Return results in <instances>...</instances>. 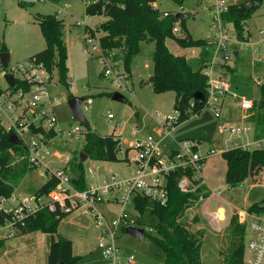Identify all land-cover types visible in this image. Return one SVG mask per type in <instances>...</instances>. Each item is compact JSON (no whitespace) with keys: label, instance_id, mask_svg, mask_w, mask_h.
<instances>
[{"label":"rangeland","instance_id":"374dc122","mask_svg":"<svg viewBox=\"0 0 264 264\" xmlns=\"http://www.w3.org/2000/svg\"><path fill=\"white\" fill-rule=\"evenodd\" d=\"M244 2V0H230V3ZM160 10L170 12H182L184 18L177 23L181 31L180 36L190 34L194 39H206L212 32V10L208 8L209 0H184L180 5L174 0H157ZM61 9V11H60ZM64 9V10H63ZM54 14L63 19L65 23L64 41L68 50V85L61 83L58 73H55V81L51 90L55 98H61L56 104L55 110L59 124L68 128L75 124L84 125L94 129L98 134L105 136L111 134L115 124L122 121L125 124L122 131L123 144L136 139L146 138L150 133L157 136L159 123L164 115L177 116L174 108L175 92L167 91L156 93L150 82V76L154 70L153 52L154 42H142L140 52L131 61V71L125 69L124 61L120 68L128 73V86L131 92L121 90L128 98L127 101L116 100L112 97L116 88L111 78L102 73V62L94 53L88 55L83 51L85 27L76 23L87 16L85 0H0V83L5 84L1 54L2 46L10 53V64L25 61L34 53L46 46L37 17L40 15ZM103 16H92L91 23L97 27L98 22L104 20ZM247 24L255 40H259L260 51L245 50L247 60L239 65V70L228 75L231 82V93L227 94L223 104L221 115L217 116L211 106L205 105L201 111L192 113L190 118L175 126L170 137L163 140V146L175 145L176 140L183 138H202V148L207 150L214 147L218 153L210 156L203 164V172L212 174L215 178L216 189H220L218 196L208 198L204 203L195 206L193 215L189 216V227L196 231H205L202 256L206 264H218L221 262L222 251L227 250L230 244L229 223L234 213V207H245L264 198V183L252 184L250 180L244 181L237 189H230L225 178L226 159L220 150L233 144H224V134L220 131L224 124L246 125L250 123L246 111L242 108L241 97H248L257 103L264 97L262 87L264 85V35L260 29L264 27V2L257 7L256 11ZM102 35V32H99ZM170 49L181 55L189 57L194 68L199 66V57L210 56L202 46L183 47L175 39L169 38ZM244 50V49H243ZM262 57V63L257 69V61L253 58ZM203 58V57H201ZM54 72L55 69H54ZM233 92L237 93L236 96ZM82 96L88 101V109H83L86 122L79 121L68 103L69 96ZM253 101V102H255ZM85 101H83L84 104ZM112 111L115 115L113 123L106 121L107 114ZM160 112V115H157ZM247 118V119H246ZM250 137L253 135L250 133ZM175 140V141H174ZM170 144V145H169ZM81 144L72 147L73 151L79 149ZM117 161H103L86 158L85 170L87 180L90 183L99 182L112 174V172H127L129 167L122 160V153L118 154ZM223 157V158H222ZM93 171L90 172L89 167ZM47 181L46 174L40 169H30L19 181L18 194L35 192ZM218 207H224L225 220L222 221L220 230L213 227L203 215L204 211H214ZM108 217H117L120 205L116 202L102 204ZM85 213L80 215L78 213ZM194 214L198 215V221L193 220ZM77 216V218H75ZM92 213H86L84 208H79L67 214L61 220V229L71 232L72 236L79 232L86 235L85 239L75 243V253L83 256L80 264H113L111 259L103 256L98 247V235L92 226ZM129 219L137 221L148 228L157 222L149 212L141 214L134 205H129ZM75 223L83 224L80 231ZM138 225V224H137ZM75 231V233H74ZM42 231H31L8 238L0 251V264H46L49 247L42 239ZM117 243L124 254L135 255L138 260L146 264H164L163 250L153 243L147 236L135 237L125 230L121 231ZM249 254L245 253V264L248 263Z\"/></svg>","mask_w":264,"mask_h":264},{"label":"built area","instance_id":"2783aa9c","mask_svg":"<svg viewBox=\"0 0 264 264\" xmlns=\"http://www.w3.org/2000/svg\"><path fill=\"white\" fill-rule=\"evenodd\" d=\"M90 2L91 0H85L86 7ZM230 4V0H209L208 6L213 14V32L206 38V50L210 56L202 65V72L207 77V95L204 103L211 106L217 116L222 113L224 96L231 93L227 69L237 53L241 49H250L256 53L260 51L248 24L246 37L240 38L234 24L224 20V13ZM153 5L158 7L157 1ZM170 14L168 10L163 12L164 16ZM91 18L92 15L88 14L84 19L79 18L76 21L84 26L86 31L83 51L88 55L97 53L102 62V73L112 79L116 91L131 92L128 86L129 75L120 68L122 57L118 56L116 51L102 46V35L91 23ZM181 30L176 22L173 31L177 34ZM260 33L264 35V27L260 29ZM258 60H262V57ZM2 73L5 84L0 83V129L10 135H16V143L26 149L29 166L42 170L47 176V181H54V187L47 192L35 191L28 194H18L16 188L11 195H0V217L3 219L0 222V232L5 233V238L16 236L27 219L42 210L60 216L83 207L86 213L94 215V224L99 231L98 247L105 258L111 259L113 264H146L133 254L126 256L117 243L121 231H126L127 226L144 227L129 219V205L132 204L136 208V198L139 195L147 196L161 204L167 203L169 177L178 170L182 174L177 185L182 192H193L200 185L207 186L203 164L218 151L215 148L203 151L201 141L190 138L177 140L172 149L163 146L164 138L171 135L180 119L179 110H176L177 116L162 115V121L158 122L162 136L150 133L146 138L125 144L122 142L125 124L118 121L111 134L117 141L119 153H122V160L129 170L125 173L112 172L99 182H88L87 188H79L73 182L72 147L81 144L85 135L95 130L86 128L82 123L68 128L60 126L55 107L61 98H55L51 90L57 85L55 72L43 62L29 58L15 64L9 63L7 67L2 66ZM8 73L13 75L12 83L5 76ZM233 95L236 96L237 93L233 92ZM83 101L85 102H82V110H86L88 101ZM194 104L191 103L192 106ZM253 104L251 98L241 97L242 108L249 110ZM187 113L192 114V111ZM160 114L157 112V115ZM114 119V113L109 111L106 121L113 123ZM251 129L249 124L222 125L220 131L225 136V143L233 144L225 150L234 147L264 148V136L252 140L244 138ZM89 169L90 172L93 171L92 166ZM219 192L220 189H211L208 196L200 197L199 203L218 196ZM107 201L120 205L117 217H108L102 209V204ZM249 207H240L232 215L236 213L239 221L246 224L248 263L264 264V211H250ZM203 215L214 228L220 230L226 211L224 207H218L214 211H204ZM144 228V235L155 231L152 225Z\"/></svg>","mask_w":264,"mask_h":264},{"label":"trees","instance_id":"16d2710c","mask_svg":"<svg viewBox=\"0 0 264 264\" xmlns=\"http://www.w3.org/2000/svg\"><path fill=\"white\" fill-rule=\"evenodd\" d=\"M155 1L157 0H91L86 12L92 16L105 17L97 24L98 31L102 32V46L116 51L129 72L131 61L140 52L142 42H154V70L150 82L156 93L175 92L174 108L180 111L178 125L190 118L188 111L197 113L204 108L205 103L200 104L194 94L201 91L207 95V77L202 72L203 64L194 68L189 57L174 53L167 41L172 38L183 47L202 46L206 49V39H194L190 34L177 35L173 27L180 19L173 12L164 16V11L153 5ZM174 1L180 5L184 2ZM263 2L264 0H253L250 9L244 7V2L231 3L224 13V20L232 22L238 36L245 38L247 21ZM37 19L46 46L30 58L43 62L52 70L55 69L61 83L68 85L70 81L67 79L68 50L63 37L64 21L54 14L40 15ZM1 50L6 51V47L3 45ZM262 88L264 94V87ZM263 100L264 97L258 103L254 102L248 119L260 126L264 132ZM192 102L195 103L193 106ZM9 137L10 133L0 129V195H11L20 179L30 169H34L28 164L25 147L11 142ZM119 151L112 134L102 136L96 131L88 132L79 149L73 151L71 166L74 184L82 189L88 186L85 161L82 160L81 153L94 160L117 161ZM222 155L227 162L226 182L232 190L237 189L250 176L252 170L257 171L258 166L264 167V148L234 147L225 150ZM181 174L178 170L169 177L167 203L161 204L147 196L139 195L136 198V208L141 214L149 212L152 218L157 219V222L152 224L155 231L147 232L145 236L163 250L164 264H206L202 256L205 231L192 230L189 227V219L185 224L182 219L188 209H195V206L200 204L202 195L208 196L209 189L206 185H200L193 192H182L177 185ZM53 187L54 181L48 180L36 192H47ZM249 210L264 211V198L251 204ZM66 215L57 216L48 210H42L28 218L21 227L19 234L42 231L51 235L46 264H80L83 261V256L74 254L72 240L58 233L60 222ZM192 218L195 222L198 221L197 214ZM2 221L0 217V222ZM228 231L230 244L227 250L221 252L223 257L218 264H245L247 227L239 221L236 213L230 219ZM3 246L4 240H0V250Z\"/></svg>","mask_w":264,"mask_h":264},{"label":"crops","instance_id":"0c3cea01","mask_svg":"<svg viewBox=\"0 0 264 264\" xmlns=\"http://www.w3.org/2000/svg\"><path fill=\"white\" fill-rule=\"evenodd\" d=\"M99 23V22H98ZM64 28H65V23H64ZM85 38V37H84ZM255 41H257V42H259V40H255ZM258 44V43H257ZM41 51V50H40ZM39 52V51H38ZM37 53V52H36ZM35 54V53H34ZM33 54V55H34ZM31 56H29V58H30ZM201 57H203V58H201ZM201 57H199V64H203L204 63V60H206L207 58L206 57H204V56H202L201 55ZM28 58V59H29ZM27 59V60H28ZM251 59L253 60H255V61H257V65H255L254 66V68L255 69H257V67H260L261 65H259L260 63H262V60H258V58L256 59V58H253V57H251ZM202 60V61H201ZM245 60H247V57H246V55H245V50H240L238 53H237V55H236V57H235V59L233 60V62L231 63V65L228 67V75L230 74V73H234L235 71H238L239 70V65L241 64V65H243L244 64V62H245ZM69 80H72V79H69ZM231 83V82H230ZM231 87H232V85H231ZM263 87H264V85H263ZM227 94H229V93H227ZM227 94L224 96V102H225V98H226V96H227ZM253 100V99H252ZM253 101H255V100H253ZM224 102H223V104H224ZM223 108V107H222ZM244 109V108H243ZM244 110H246L247 111V109H244ZM248 111H251V109H249ZM249 115H250V113H247L246 114V116H248L249 117ZM247 119V118H246ZM249 121V120H248ZM250 122V121H249ZM249 125H251V127H252V129H251V131L250 132H248L247 134H245L244 135V138L245 139H255V138H258V137H263L264 136V132H263V129L260 127V126H257V125H255L254 123H252V122H250V123H248ZM175 130V129H174ZM173 130V131H174ZM173 131H172V133H173ZM172 133H171V135H172ZM250 133H252V135H253V137L251 138L250 137ZM162 134H163V132H162V130L160 129V128H158V130H157V136H162ZM168 137H170V136H167V137H165V138H168ZM165 138H164V140H165ZM183 139H187V138H183ZM190 139H198V140H200L201 141V149L204 151L205 149H203L202 148V145H203V142H202V138H195V137H193V138H190ZM181 140V139H180ZM175 141V140H174ZM177 141V140H176ZM176 141H175V145H170V146H165L164 145V147H166V149H172V148H174L175 146H176ZM224 144H226L225 143V141H224ZM62 146V145H61ZM211 148H214V147H211ZM226 149V147L225 148H222L220 151H221V153H223L222 151H224ZM212 156H216V155H212ZM223 158V157H222ZM258 170L257 171H255V170H252L251 172H250V176L247 178V180L246 181H248V180H250L251 181V183L252 184H261V183H264V167H262V166H258ZM226 171H227V162H226V167H225V178H226ZM204 173V177H205V179H206V183H207V187H208V189H209V191L211 190V189H216V187H215V183H216V180H215V178L212 176V174H209V173H206V171L205 172H203ZM107 202H111V201H107ZM247 206H250V205H247ZM246 207V206H245ZM240 208V206H235L234 207V210H238ZM103 209V208H102ZM104 210V209H103ZM105 211V210H104ZM233 212H235V211H233ZM78 214H80V215H83V214H85V213H78ZM232 217V216H231ZM75 218H77V216L75 217ZM92 226H94V230L96 231V233H97V235H98V238H99V231H98V229H96V227H95V224H94V220L92 219ZM61 223V222H60ZM75 226H77V229L80 231V228H83V229H86V228H84L83 227V224L81 223V224H79V223H75ZM35 232H38V231H35ZM58 233H60V234H62L63 236H65V237H67V238H69V239H71L72 240V243H73V252H74V254H76L75 253V243L77 242V243H79V241H81L82 239H85L86 237V235H83V234H81L80 232L78 233V234H74V236H72V234H71V232H68V231H65V230H63V229H61V224L59 225V228H58ZM74 233H75V231H74ZM17 235H19V233L17 234ZM16 235V236H17ZM21 235H23V234H21ZM42 239H41V241H44L45 240V243H46V245H47V247H49L50 246V242H51V235L49 234V233H47V232H42ZM15 237V236H14ZM12 238V237H11ZM98 238H97V240H98ZM6 239H8V238H5V233L2 231V232H0V240H4V244H5V241H6ZM1 251V250H0Z\"/></svg>","mask_w":264,"mask_h":264},{"label":"water","instance_id":"95a60500","mask_svg":"<svg viewBox=\"0 0 264 264\" xmlns=\"http://www.w3.org/2000/svg\"><path fill=\"white\" fill-rule=\"evenodd\" d=\"M253 6V0H244V7L246 9H250ZM176 17L179 19H182L184 17V14L182 12H178L176 13ZM1 63L3 67H7L8 64L10 63V53L7 51L2 52L1 54ZM6 78L12 83L13 82V75L8 73L5 75ZM112 97L116 100H120V101H127V97L124 96L120 91H115L113 92ZM205 94L201 91H197L194 94V98L200 103L203 104L205 101ZM84 100V97L82 96H73L70 97L68 100V103L74 113V116L81 122H85V116L82 110V102ZM264 103V100H263ZM9 139L11 140V142L16 143L17 142V137L15 134H11ZM81 155H83L82 160L85 161L86 158L88 157L86 154L81 153ZM194 213V209L190 208L188 209L187 213L185 214V216L182 219V223H186L189 219V216L193 215ZM126 232L130 233L131 235L138 237V238H142L144 236L145 233V228L144 227H137V226H127L126 227ZM59 264H65L64 262H60Z\"/></svg>","mask_w":264,"mask_h":264}]
</instances>
